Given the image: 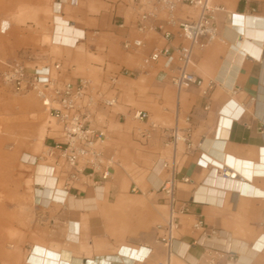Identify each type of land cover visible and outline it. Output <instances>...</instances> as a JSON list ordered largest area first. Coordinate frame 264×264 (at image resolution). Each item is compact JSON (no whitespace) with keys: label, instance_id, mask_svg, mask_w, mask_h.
Instances as JSON below:
<instances>
[{"label":"crops","instance_id":"1","mask_svg":"<svg viewBox=\"0 0 264 264\" xmlns=\"http://www.w3.org/2000/svg\"><path fill=\"white\" fill-rule=\"evenodd\" d=\"M61 1L59 15L53 17L50 44L60 59L42 56L27 63L38 68L59 63L63 81L86 79L93 96L101 93L115 98L114 106L93 109L90 125L106 131L105 151L116 163L105 182L97 177L73 179L57 151L31 166L35 215L30 249L42 245L43 251H53L59 264H159L167 260L168 264H205L212 256L215 264H264V194L256 195L264 193V0L213 1L231 14V22H226L225 13L217 14L220 39L192 56L191 71L202 85L179 93L168 79L172 71L162 62L137 77L120 76L116 83L110 82L113 75L136 69L143 57L167 44L156 32L136 30L138 7L132 0ZM6 2L13 14L0 17V34L8 33L14 23L9 35V56L14 60L22 41L16 37L17 30L32 26L33 20L40 25V40H44L48 27L37 19L38 9L30 7L41 0ZM192 13L182 8L177 16ZM163 18L161 13L158 19ZM59 21L69 27H61ZM156 23L149 20L146 24ZM171 31L170 46L176 47L180 38L175 28ZM125 39L139 40L141 46L126 51L122 48ZM161 73L167 75L164 81L157 78ZM136 110L148 113L147 121L137 120L146 129H119L130 127L128 115ZM175 125L190 129L194 150L181 155L174 205L178 237L167 257L153 222L155 205L160 202L159 207H167L160 200L163 195L155 191L166 175L160 163L169 155L163 129ZM47 135L40 126L41 144L33 151L42 147L47 151L54 144L52 138L60 141L59 134ZM220 166L234 170L244 181L220 177L215 169ZM144 171H148L145 180ZM132 174H140L133 180L146 186L147 196L156 193L155 199L144 201L140 188L142 194L132 192L136 184L126 191ZM182 177L189 181L182 182ZM197 220L204 225V235L193 229ZM212 231L215 236L206 242V234ZM208 248L229 254L218 256ZM31 263L29 255L24 264ZM40 264H47L46 259Z\"/></svg>","mask_w":264,"mask_h":264},{"label":"built area","instance_id":"2","mask_svg":"<svg viewBox=\"0 0 264 264\" xmlns=\"http://www.w3.org/2000/svg\"><path fill=\"white\" fill-rule=\"evenodd\" d=\"M138 7L135 26L140 33L153 31L161 35L167 44L160 49H154L149 55L143 57L134 70L123 69L110 78L112 84L116 83L118 77H137L146 73L157 63L162 62L163 67L172 71L168 77L170 83L179 93L188 90L193 86L200 87L202 80L192 71V56L195 50L203 48L205 45L220 39L216 22L218 13H226L224 7L213 4V0H132ZM61 4V0H56ZM182 8L191 9L193 14H186L179 17L177 14ZM253 11V10H252ZM164 15L163 20H159L160 14ZM154 20L158 23L147 25V21ZM175 28L180 43L176 47L170 46L174 38L171 31ZM141 46L139 40L125 39L122 48L126 51L137 49ZM60 64L55 63L52 68L44 66L32 68L21 59H15L9 63H4L0 69V84L12 90L15 94L33 93L48 115L55 120L60 127V141L52 138L54 144L48 146V150L42 155H35L32 161L20 159V163L28 166H35L45 157L57 151L64 163L70 169L73 179L79 176L88 178L97 177L100 182L109 180L112 176V168L116 163L113 156L106 154V131L97 129L90 125L92 111L96 106L112 107L115 98L105 97L101 93L92 95L90 81L80 79L76 82L63 81L59 74ZM159 81L167 78L161 73L157 76ZM133 118L138 121H147L149 116L146 111L136 110L132 113ZM166 134L165 146L170 151V156L161 162V168L166 175L160 185L155 189L157 193L163 195V200L169 208L168 217L164 225L158 227L162 234L158 241L167 250V257L171 254V247L176 240L175 233L179 228L178 218L175 214V190L177 174L179 170L181 155L194 150L190 142V129H180L176 125L164 128ZM181 147L184 148L181 151ZM220 177L228 180H235L236 173L225 166L215 168ZM182 182H188L186 177L181 178ZM132 192L140 193V189L135 185ZM193 229L205 234L202 221L197 220L193 224ZM220 234H217L219 237ZM215 236V232L206 234L205 241H210ZM215 255L229 254L208 248ZM210 253V254H211ZM144 259V258H143ZM142 259V260H143ZM141 261V260H139ZM159 264H168L162 262ZM205 264H215V257H209Z\"/></svg>","mask_w":264,"mask_h":264},{"label":"rangeland","instance_id":"3","mask_svg":"<svg viewBox=\"0 0 264 264\" xmlns=\"http://www.w3.org/2000/svg\"><path fill=\"white\" fill-rule=\"evenodd\" d=\"M6 1L0 0V17L10 18L13 12L7 9ZM55 1L41 0V4L35 3L30 6L33 9H38L37 19L48 27L45 39L40 40V25L29 19L32 26H24V28L21 27L20 30H17L19 35L16 37H20L22 41L20 43L21 49L15 59H21L26 63L28 60L42 56H49L55 60L60 59V54L54 52L50 46L54 28L53 17L57 16L54 14L53 9ZM108 1L118 3L120 0ZM13 28L14 23H12L8 33L0 34V53L2 54V57H0V69L4 63H9L14 58L12 55L9 56L12 54V43L9 40V35ZM27 66L32 67L29 63H27ZM128 116L130 127L120 126L118 127L119 129L126 130L128 128L135 131L146 129L145 126H141L137 120L132 118L131 113ZM123 122L122 120L120 123ZM40 126L46 129L48 134L46 137H57L59 134V127L44 112L40 102L33 93L15 94L11 89L0 84V207H2L0 215V264H24L25 258H28L29 250H31L29 244L35 215L32 203V175L34 169L31 166L21 164L20 159L22 157L24 161L29 159L32 161L35 155H42L46 152L43 147L33 151V147L41 144V138L38 137ZM167 150L169 157L170 151L169 149ZM148 171L142 173L144 180ZM135 175L140 176V174H132L127 179L126 191L129 192L131 184H136L145 194L142 197L144 201L145 199L148 201L152 198L155 199L156 193L147 196L146 186H141L133 180ZM160 200L164 202L162 198ZM144 203L142 206L143 220L146 219V202ZM160 204L159 202L158 205ZM157 206L155 205L157 218L154 219L153 226L158 232V236H160L162 232L158 227L163 226L167 220L169 208ZM175 237H178V230L175 233Z\"/></svg>","mask_w":264,"mask_h":264},{"label":"bare ground","instance_id":"4","mask_svg":"<svg viewBox=\"0 0 264 264\" xmlns=\"http://www.w3.org/2000/svg\"><path fill=\"white\" fill-rule=\"evenodd\" d=\"M60 3H58V2H54V5H53V9H54V14H56V15H59V12H60ZM193 14V13H192ZM56 17H58V16H56ZM57 19H59V18H57ZM226 19H227V23H230L231 22V14H227V16H226ZM58 25H60L61 27H64V28H67V27H69V26H66V24L63 22H58ZM42 106V105H41ZM43 108V107H42ZM44 110V109H43ZM44 112L46 113V114H48V112H46L45 110H44ZM133 113V112H132ZM131 113V116L133 115ZM50 117V116H49ZM51 118V117H50ZM132 118H133V116H132ZM52 119V118H51ZM134 119V118H133ZM53 120V119H52ZM135 120V119H134ZM55 121V120H54ZM66 165V164H65ZM67 166V165H66ZM234 171V170H233ZM235 172V171H234ZM236 173V172H235ZM236 179L235 180H239L240 182H243L244 181V179L242 178V177H239V176H237L236 175ZM42 184H43V182H42ZM48 186H49V184H48ZM262 194H264V193H262V192H260V193H258V194H256V195H262ZM43 202V201H42ZM45 202V201H44ZM47 202V201H46ZM45 204V203H44ZM3 206V205H2ZM1 211H2V207H0V215H1ZM0 221H1V218H0ZM36 246V249L33 251L32 250V248H31V250H30V252H29V255H31V261L33 262V263H31V264H40L41 263V261H45V259H46V262H47V264H59V261H57V257L55 256V254H53V251H43V246L42 245H39V244H36L35 245ZM34 247V246H33ZM126 254V253H125ZM29 255H28V257H29ZM131 256L132 255H128V259H130L131 258ZM137 257V256H136ZM62 258L63 259H67L68 257L66 256V255H63L62 256ZM138 259V258H137Z\"/></svg>","mask_w":264,"mask_h":264}]
</instances>
